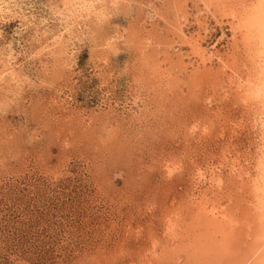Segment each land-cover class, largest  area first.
<instances>
[{
	"label": "rangeland",
	"instance_id": "1",
	"mask_svg": "<svg viewBox=\"0 0 264 264\" xmlns=\"http://www.w3.org/2000/svg\"><path fill=\"white\" fill-rule=\"evenodd\" d=\"M4 1L0 70L10 63L18 78L8 82L15 95L0 81V264H137L166 212L197 189L195 166L229 143L255 148L253 112L219 90L218 59L200 78V60L178 41L180 29L224 56L229 24L200 0H106L104 22L74 17L71 28L58 15L63 0ZM167 56L182 62L170 72L175 89L150 71ZM209 117L204 139L187 130ZM167 161L182 171L167 177Z\"/></svg>",
	"mask_w": 264,
	"mask_h": 264
},
{
	"label": "bare ground",
	"instance_id": "2",
	"mask_svg": "<svg viewBox=\"0 0 264 264\" xmlns=\"http://www.w3.org/2000/svg\"><path fill=\"white\" fill-rule=\"evenodd\" d=\"M110 1L115 7L119 0ZM200 1L204 8L212 9L214 18L219 17V21L229 24L230 44L226 54L219 56L214 51L209 52L202 47L200 37L188 40L180 29L177 31L178 41L180 45L186 43L191 54L200 60L203 68L199 73L200 78L212 76L213 70L208 65L212 64L213 57L218 59L219 68L224 71L222 77L226 80V85L219 86V90L226 89L227 96L234 93L239 103L253 112V123L257 127L254 133L255 142L252 143L255 148L252 152H243L242 149L231 150L233 146L229 143L230 146H225L217 158L211 157L210 164L206 168L195 166L192 173L193 183L197 189L191 190L188 201L183 205L179 204V207L164 211L166 214L162 218V236L149 235V245L144 250L145 255H139L136 262L137 264H264V0ZM107 2L106 0H63L61 2L63 10L58 15L68 27L73 24L74 17L80 16L92 18L94 22L92 24L95 26V23L104 22L108 16ZM175 5L177 2L173 4ZM9 9V5L4 0H0V14H4L6 10L9 12ZM58 38L51 39L53 40L51 46L56 48ZM58 46L59 48L53 52L58 56H64L66 48L61 43ZM10 57L12 55H9V60ZM142 60H145L143 62L147 65L150 64L148 56H144ZM176 61L177 64L167 56V59L163 57L162 60L164 66H159V63L151 64L152 76L167 75L168 89L177 88L179 84V78L172 77L170 73L174 67L181 66V60ZM1 67L0 81H4L7 85L8 82H15L18 76L10 63L2 62ZM189 80L194 87L195 78L189 77ZM220 81L216 76L211 84L218 86ZM16 85L13 84V88H11L12 84L8 85L9 94L17 93ZM203 119L202 124L196 121L187 129L193 133L197 132L200 140L211 131L214 120L211 117ZM235 125L239 126L236 122ZM172 161H167L163 166L167 177L182 171L180 169L182 167Z\"/></svg>",
	"mask_w": 264,
	"mask_h": 264
}]
</instances>
